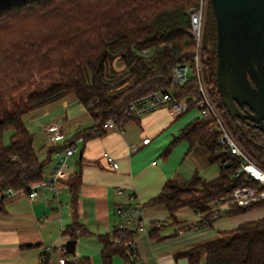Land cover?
Masks as SVG:
<instances>
[{"label":"trees","instance_id":"trees-1","mask_svg":"<svg viewBox=\"0 0 264 264\" xmlns=\"http://www.w3.org/2000/svg\"><path fill=\"white\" fill-rule=\"evenodd\" d=\"M198 5L199 0H0L1 199L8 188L29 192L31 184L44 179L47 161L37 156L25 115L74 95L94 123L78 134L84 140L105 135L109 120H132L125 112L127 105L158 89H169L174 65L195 55L190 11ZM208 14L211 22L206 18L201 45L202 67L209 76L206 81L235 137L264 166V133L232 118L223 105L215 77L217 29L211 3ZM51 75L57 82L39 85ZM196 86L192 77L174 95H191ZM211 124V120L193 121L168 148L186 139L191 145H203L208 160L220 164L216 178L207 181L195 174L185 182L168 181L152 200L167 208L172 223L183 208L205 216L210 226L223 214L264 207H237L228 197L229 191L245 181L233 177L237 160L219 144ZM9 131L12 134L5 142ZM76 193L77 183L72 187L74 215ZM216 201L229 205L222 210ZM156 224L151 225V238L158 237L161 225ZM79 230L86 231L74 222L64 233L75 238ZM99 240L102 264H114L115 256L125 264H136V258L127 253L129 245L118 241L116 229L111 235H99ZM175 258H185L188 264H264V217L221 231L215 239L179 252ZM42 264H48L47 256ZM65 264H92V260L85 256Z\"/></svg>","mask_w":264,"mask_h":264},{"label":"crops","instance_id":"crops-1","mask_svg":"<svg viewBox=\"0 0 264 264\" xmlns=\"http://www.w3.org/2000/svg\"><path fill=\"white\" fill-rule=\"evenodd\" d=\"M197 119L200 118L195 105L178 117L170 116L167 107L161 106L146 116L124 122L120 129H106L102 137L84 140L78 134L94 123L74 95L25 115L37 156L40 161H47L44 178L51 175L57 163L46 138L48 124L59 123L65 132L62 144L73 143L76 152L68 158L69 169L60 180L58 198L49 190L39 191L33 198L26 192L0 197V264H42L46 256L48 264H59L60 256L68 261L86 256L92 264H102L99 235L112 234L117 224L116 207L132 203L133 194L143 206L146 227L135 239L142 264H188L175 255L215 239L221 231L264 217V207L224 214L208 227L180 234V229L199 224V214L183 208L176 213L177 222L172 223L167 208L152 203L168 181L185 182L195 174L209 181L219 175L220 164L210 162L207 149L199 143L191 145L181 139L168 150L182 130ZM146 138L150 141L143 144ZM133 144L139 146L134 153ZM104 153L114 158L119 165L117 169L105 161ZM76 183L74 215L72 187ZM117 189L123 193L117 195ZM74 222H79L86 231L77 232L72 255L59 251V247L70 239L64 230ZM153 223L161 225L156 238L149 235ZM113 262L125 264L120 256H115Z\"/></svg>","mask_w":264,"mask_h":264},{"label":"built area","instance_id":"built-area-1","mask_svg":"<svg viewBox=\"0 0 264 264\" xmlns=\"http://www.w3.org/2000/svg\"><path fill=\"white\" fill-rule=\"evenodd\" d=\"M209 3L210 0H199L198 7L190 11V22L197 50L192 58H183L174 65L171 87L169 89H158L132 100L127 105L125 112L128 117L139 119L152 113L161 106H166L170 116L178 117L187 112L191 103H193L198 110L200 119L212 121L211 130L218 133L219 144L237 160L238 167L233 177H243L245 184L229 191L228 197L237 207L247 208L256 204H264V166L256 161L235 137L222 111L214 101L206 81L202 67L201 45ZM190 69H192V77L195 78L197 84L195 92L191 95L177 98L174 95V91L183 87L190 79ZM122 124L123 122L109 120L105 124V129H120ZM45 131L46 138L57 156V163L53 172L49 177L31 184L29 192L25 190L16 191L8 188L5 191L8 197L14 196L17 192H26L30 198H33L37 196L39 191L44 192L49 190L54 193L55 198H58L60 193V180L69 169L68 158L76 152V149L74 146H65L62 144V141L65 139V132L59 123L54 122L48 124ZM149 141L150 138H146L143 140V144H147ZM138 150V145L133 144L131 146L133 153ZM103 158L113 169L119 167L118 163L110 154L104 153ZM228 164L229 162L225 163L226 166ZM122 193V189L116 190L117 195H121ZM130 200L133 202L116 207L117 224L115 229L118 231V241H124L129 245L127 253L136 258V264H142L138 258L135 239L146 228L143 221V206L140 202L136 201L137 199L134 194L130 196ZM199 216V224L188 229L182 228L179 230V233L183 234L187 231L208 227L205 216ZM39 223L41 224V222ZM159 225L157 223L156 227H159ZM59 251H65V247H59ZM58 261L59 264H65L68 260L65 256H60Z\"/></svg>","mask_w":264,"mask_h":264},{"label":"water","instance_id":"water-1","mask_svg":"<svg viewBox=\"0 0 264 264\" xmlns=\"http://www.w3.org/2000/svg\"><path fill=\"white\" fill-rule=\"evenodd\" d=\"M216 21L215 77L232 118L252 120L264 133V0H210ZM247 106L250 111L240 107ZM74 254L76 239L64 243Z\"/></svg>","mask_w":264,"mask_h":264},{"label":"rangeland","instance_id":"rangeland-1","mask_svg":"<svg viewBox=\"0 0 264 264\" xmlns=\"http://www.w3.org/2000/svg\"><path fill=\"white\" fill-rule=\"evenodd\" d=\"M209 9H210V7H209ZM210 22H211V15L208 14V16H207V23L210 24ZM206 45L209 48L210 42H208ZM192 76H193V72H192V69H190L189 77L191 78ZM205 76H206V79L208 80L209 79L208 71L205 72ZM55 82H57L56 76L55 75H51V76H49V78L43 79L42 82H41V84H39V85H41V86H49L51 83H55ZM209 88L210 89L212 88L210 84H209ZM11 134H12L11 131H9V132H7L5 134V142H8L9 136ZM215 205H217L221 209H226L229 204L227 202H225V201L224 202H222V201L221 202L220 201H216L215 202ZM181 261H183V263H187V260L185 258H181Z\"/></svg>","mask_w":264,"mask_h":264},{"label":"flooded vegetation","instance_id":"flooded-vegetation-1","mask_svg":"<svg viewBox=\"0 0 264 264\" xmlns=\"http://www.w3.org/2000/svg\"><path fill=\"white\" fill-rule=\"evenodd\" d=\"M240 109H242L243 111H245V110H247V111H250L251 112V110L247 107V106H245V107H240ZM239 122H241V123H243V124H246L247 126H249V127H255V128H257V129H259L256 125H255V123L252 121V120H250V119H248V118H246V119H244V120H241L240 118H236ZM260 130V129H259ZM261 131V130H260Z\"/></svg>","mask_w":264,"mask_h":264}]
</instances>
